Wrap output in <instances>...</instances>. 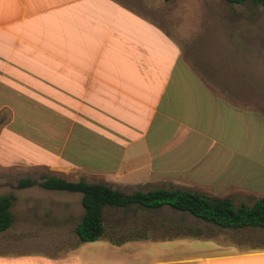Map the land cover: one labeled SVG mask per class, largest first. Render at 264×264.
Masks as SVG:
<instances>
[{"label":"crops","instance_id":"1","mask_svg":"<svg viewBox=\"0 0 264 264\" xmlns=\"http://www.w3.org/2000/svg\"><path fill=\"white\" fill-rule=\"evenodd\" d=\"M171 1L158 20L143 11L153 0H0V170L43 167L40 176L124 192L196 188L237 203L264 196V166L238 164L249 140L239 120L248 128L249 117L264 120V98L200 65L187 9ZM14 181L0 179L13 192L0 264H264V227L231 228V239H154L142 237L153 227L138 225L146 228L118 238L110 234L126 225L106 212L112 207L102 209L101 236L80 241L78 197ZM131 208L145 210L122 207Z\"/></svg>","mask_w":264,"mask_h":264},{"label":"rangeland","instance_id":"2","mask_svg":"<svg viewBox=\"0 0 264 264\" xmlns=\"http://www.w3.org/2000/svg\"><path fill=\"white\" fill-rule=\"evenodd\" d=\"M171 1V0H170ZM156 7L153 10L143 9L146 14L161 20L165 17V0H153ZM178 6H185V32L191 33L190 50L204 54L205 58L200 59V65L208 72H213L215 77L224 84L232 83L241 88L253 89L255 101L264 98V10L260 4L251 0L243 3L229 2L227 0H173ZM145 3V2H144ZM143 3V4H144ZM142 7V6H141ZM144 7V6H143ZM187 30V31H186ZM212 68V69H210ZM213 70V71H212ZM240 99H243L240 95ZM262 102V101H261ZM257 108L256 110L261 111ZM261 113V112H260ZM247 125V126H246ZM239 132L242 134L248 130L249 140L246 145V154L240 155L239 166L246 160L249 166H264V120L263 115L249 117L248 123L239 120ZM253 134V138H252ZM6 160V156H1ZM49 173L43 167L34 170L13 171L0 170V179L15 180L12 185L16 186L17 179L23 175H31L38 180L40 174ZM115 188V187H114ZM43 195L47 196H73L79 198L81 204V193L65 189L40 188ZM132 191L131 189H127ZM20 191L17 194H23ZM12 195L11 189L0 186V196ZM235 206L238 205L234 202ZM250 204L251 202H244ZM137 206L131 203L126 206L105 204L102 209L112 207L106 211L116 212V215L123 217L124 230L118 233H111L113 237L123 238L138 232L137 226H151L146 233L151 234L142 237L158 239L167 233H191L201 236L236 238L235 230L219 227L213 223L204 221L188 211L178 210L169 205H162L157 208H145V210L122 209V207ZM140 207V205H138ZM130 208V207H129ZM117 210V211H116ZM148 210V211H146ZM32 216V215H31ZM30 217V215H29ZM109 218V216H108ZM107 220V219H106ZM139 222V224H138ZM107 224L108 222L105 221ZM136 227V228H135ZM259 227V226H257ZM233 231V232H232ZM153 233V234H152ZM2 234V233H0ZM135 236V235H132ZM8 237L7 235L4 238ZM1 238V236H0ZM51 253H60L50 251Z\"/></svg>","mask_w":264,"mask_h":264},{"label":"trees","instance_id":"3","mask_svg":"<svg viewBox=\"0 0 264 264\" xmlns=\"http://www.w3.org/2000/svg\"><path fill=\"white\" fill-rule=\"evenodd\" d=\"M243 3L246 0H227ZM264 10V0H251ZM37 184L47 189H65L81 193L84 213L74 230L80 241L99 238L103 232L102 207L105 204L126 206L136 203L146 208L169 205L175 209L188 211L194 216L219 227L237 228L244 226L264 227V196H259L250 204L235 203L230 196H217L196 188L158 187L149 190L124 192L103 182H88L84 179L70 180L55 174H45L41 179L21 177L18 187ZM12 195L0 196V230L12 221L10 205Z\"/></svg>","mask_w":264,"mask_h":264}]
</instances>
